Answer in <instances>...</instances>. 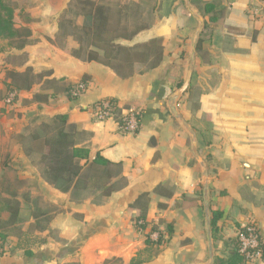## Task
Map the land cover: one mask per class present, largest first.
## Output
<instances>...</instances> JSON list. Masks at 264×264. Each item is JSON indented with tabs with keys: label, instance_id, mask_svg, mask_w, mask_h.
Segmentation results:
<instances>
[{
	"label": "crops",
	"instance_id": "obj_1",
	"mask_svg": "<svg viewBox=\"0 0 264 264\" xmlns=\"http://www.w3.org/2000/svg\"><path fill=\"white\" fill-rule=\"evenodd\" d=\"M14 1L16 26L31 35L23 48L0 49V171H13L29 194L17 196L19 221L16 232H6L0 264H217L230 255L225 241L249 221L264 242V0H128L129 25L142 29L118 42L163 44L159 66L129 77L75 56L73 36L57 39L70 0ZM207 3L221 22L205 15ZM200 37L192 80L177 101L191 132L169 104ZM27 69L36 81L17 87L22 81L9 74ZM81 81L85 92L70 98L68 86ZM6 82L18 88L13 106L4 102ZM39 92L49 99L33 101ZM106 98L117 102L118 117L140 112L136 133L120 131L115 119H95L92 105ZM58 115L82 132L91 159L100 153L122 163L123 188L65 191L47 180L24 137L30 124ZM206 186L210 217L223 213L212 245Z\"/></svg>",
	"mask_w": 264,
	"mask_h": 264
},
{
	"label": "trees",
	"instance_id": "obj_2",
	"mask_svg": "<svg viewBox=\"0 0 264 264\" xmlns=\"http://www.w3.org/2000/svg\"><path fill=\"white\" fill-rule=\"evenodd\" d=\"M16 9L17 3L14 0H0V38L6 40L8 46L23 48L29 43L31 30L16 26ZM130 13L128 6L124 10L113 0H70L67 9L60 17L57 39L73 36L79 43V47L72 51L75 56L84 61H97L108 65L122 77L153 69L160 65L163 58V44L160 40L153 39L134 46L118 42L119 39H131L142 29V26L129 25ZM204 13L210 21H222L223 16L217 14L213 3L205 5ZM67 14H72L73 18H67ZM79 18H82L81 23ZM202 41L200 37L197 51L201 50ZM10 76L22 81L21 86L16 85L17 87L27 89L31 88L37 78L31 69H27L19 76L13 73L9 74ZM82 82L87 84L86 81ZM5 85L7 91L14 89L18 91L12 83L6 82ZM179 85H182V82ZM72 88L73 85H70L66 91L73 99L70 94ZM48 99V94L40 92L33 96V101ZM38 127L39 130L31 135V140L38 149L35 146L28 149L38 151L40 159L46 162L47 180L50 183L67 191L73 185L78 188L82 182H85L82 186L88 187L91 184L90 187L102 189L105 195L125 186L126 181L121 176L122 163L112 162L100 153L91 159L90 148L81 144L82 132L74 123L68 122L66 115L55 116L53 122H42ZM6 201H8L5 209L8 213V223L15 224L19 221L20 201L16 195L13 201L9 199ZM222 215V211H211L210 227L213 240L220 237L218 221ZM137 220H143L140 225H145L144 218ZM0 240L6 243V234H2L1 230ZM225 243L231 246L230 255L228 258L217 257L215 263L245 264L247 262L245 255L239 251L237 239H229Z\"/></svg>",
	"mask_w": 264,
	"mask_h": 264
},
{
	"label": "built area",
	"instance_id": "obj_3",
	"mask_svg": "<svg viewBox=\"0 0 264 264\" xmlns=\"http://www.w3.org/2000/svg\"><path fill=\"white\" fill-rule=\"evenodd\" d=\"M87 84L78 82L71 89L73 99L79 98L85 92ZM18 99L17 90H9L5 96L4 102L7 106H13ZM118 104L110 98L102 99L92 105V113L95 119L104 121L107 119H115L120 131L125 133H136L140 128L141 115L138 110H128L125 114L118 116ZM155 240L158 236L153 235ZM236 239L239 243V251L245 255L247 262L264 259V242L259 230V227L254 221L240 226L237 229ZM5 243L0 240V252L4 251Z\"/></svg>",
	"mask_w": 264,
	"mask_h": 264
},
{
	"label": "rangeland",
	"instance_id": "obj_4",
	"mask_svg": "<svg viewBox=\"0 0 264 264\" xmlns=\"http://www.w3.org/2000/svg\"><path fill=\"white\" fill-rule=\"evenodd\" d=\"M113 2H115L116 4L117 3L120 4L122 7H125V9L128 6L127 5L128 0H113ZM132 15H133L132 21L134 22V20H136L138 18V14H135V12H132ZM67 18H69V19L73 18V15L67 14ZM6 44H7L6 41H3L0 39V49H4V48L7 49L9 46H7ZM53 120H51L49 122H53ZM39 125L40 124H30L27 127V132H26L27 135L24 137V139L26 138L25 139V146L27 148L35 146V148L38 149V146L34 145V143L32 142L31 135L34 132H37L36 130H39V127H38ZM81 138H83V137L81 136ZM39 158H40V153L38 152V154L34 155V159H33L34 162H37L39 160ZM40 160L42 163L41 167L44 170L45 177L47 178L46 162L43 161L42 158ZM84 184H85V182H82L81 186ZM89 186H91V184H89ZM93 188H95V187H93ZM27 189H28L27 186H25L24 183L20 182L18 180V177L14 176L13 171H11V170L0 171V229H1L2 234H6V232H8L9 234L10 233L12 234L13 232H16V230H15L16 227L14 226V224L8 223V219H7L8 213L5 211L6 206H8V201H6V200L9 199L10 201H13L15 195H16V197L17 196L23 197L27 194L26 192H28V194H29V191H27ZM12 195H14V196H12ZM25 213L27 214V212H25ZM24 218L26 219L27 216L25 215Z\"/></svg>",
	"mask_w": 264,
	"mask_h": 264
},
{
	"label": "water",
	"instance_id": "obj_5",
	"mask_svg": "<svg viewBox=\"0 0 264 264\" xmlns=\"http://www.w3.org/2000/svg\"><path fill=\"white\" fill-rule=\"evenodd\" d=\"M197 44H198V40H196L193 43V47H192V56L190 59V66L187 72V76L184 80V82L182 83L181 87L179 88L177 94L175 96H173L170 100V108L171 111L173 113V115L175 117H177L178 119H180L182 121V123L184 124V126L186 128H188L191 132H193V130L191 129V127L189 126V124L184 120V118L182 117V115L179 113L178 109H177V101L179 100V98L184 94V92L187 90L191 80H192V76H193V63H194V59L197 53ZM206 176H208V167L206 165ZM204 196H205V204H206V211H207V216H208V224H209V232H210V238H211V227H210V215H209V203H208V197H207V186L205 187V191H204ZM211 245H212V238H211ZM213 250V249H212Z\"/></svg>",
	"mask_w": 264,
	"mask_h": 264
}]
</instances>
